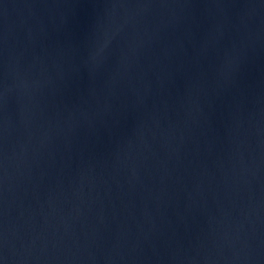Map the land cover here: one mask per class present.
I'll use <instances>...</instances> for the list:
<instances>
[{
  "label": "water",
  "instance_id": "1",
  "mask_svg": "<svg viewBox=\"0 0 264 264\" xmlns=\"http://www.w3.org/2000/svg\"><path fill=\"white\" fill-rule=\"evenodd\" d=\"M0 264H264V0H0Z\"/></svg>",
  "mask_w": 264,
  "mask_h": 264
}]
</instances>
